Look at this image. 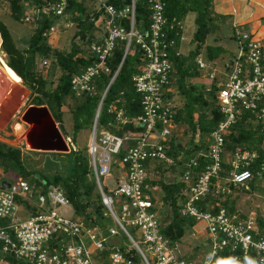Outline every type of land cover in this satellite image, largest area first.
<instances>
[{"label":"built area","instance_id":"1","mask_svg":"<svg viewBox=\"0 0 264 264\" xmlns=\"http://www.w3.org/2000/svg\"><path fill=\"white\" fill-rule=\"evenodd\" d=\"M2 1L7 4L11 0ZM40 1L42 5L25 0V24H35L42 16L56 18L57 23L46 34L49 39L59 35L61 25L71 27L73 23L65 19L70 0ZM77 1L103 11L105 24L98 35L101 41L90 46L96 62L72 78V93L76 98L92 94L96 78L111 74L107 62L117 43L126 42V54L134 43L146 60L132 77L141 96L142 114L129 119L115 104L109 112L116 116L117 124H134L143 131L138 137L126 138L98 132L103 103L116 72L101 97L88 145L107 225L89 226L84 219L64 217L59 207L71 205L62 190L51 188L34 198L29 182L18 179L9 188L0 187L1 252L25 264H264V159L242 147L229 151L226 141L232 127L247 114L260 124L264 135V42L238 32L237 56L223 69L203 55L197 57V67L209 82L204 90H215L210 101L224 119L204 140L200 132L190 140L189 130H182L176 122L181 103L170 86L171 54L181 55L176 37L184 33V22L167 19L163 0L150 1L152 25L143 31L135 28V0L120 11L108 0ZM128 18L130 31L119 24ZM169 30L175 32V38ZM40 65L48 70L51 62L44 59ZM180 137L190 140V146L203 142L187 161L182 176L186 188L180 215L200 226L193 235L200 246L194 256L188 255L190 249L179 254V246L172 247L162 234L161 217L167 207L147 183L156 167L174 164L168 152L174 138L180 143ZM123 150L125 169L115 171V157ZM106 179L115 183L113 188L108 189ZM27 203L36 210L35 215L26 208ZM89 220L94 221L95 216Z\"/></svg>","mask_w":264,"mask_h":264},{"label":"trees","instance_id":"2","mask_svg":"<svg viewBox=\"0 0 264 264\" xmlns=\"http://www.w3.org/2000/svg\"><path fill=\"white\" fill-rule=\"evenodd\" d=\"M150 1L135 0V28L139 31L147 30L152 25ZM163 2L165 3V15L170 21L176 19L184 22L190 13L196 14L197 30L192 39L193 50L187 56L182 54L176 56L175 52L172 51L173 73L170 86L176 87L177 94L182 101L176 116L178 126L188 127L185 129H188L192 135L190 140L195 138L197 132H200L202 140H204L216 129L224 116L217 105H212L210 101L215 96V90L211 89L210 94L193 80L201 74L196 59L203 55L208 62L215 65L223 55L228 53L225 47L215 46L208 42L212 37L222 33L227 18L214 13L213 0H163ZM36 3L43 4L40 0H35ZM108 3L120 11L129 6L132 0H108ZM3 6L9 8L11 19L18 24H25V0H11L7 4L0 0V9ZM103 13V11L87 5L85 1H69L65 11V19L74 23L77 28L72 40V48L69 51L60 50L58 47L53 48L48 43L49 38L46 34L57 23L54 17L42 16L36 20L35 24H32L33 30L29 38L25 40V47L19 45L12 30L0 18L1 48L6 55L7 66L22 79L23 86L31 92L33 105L42 106L46 104L51 110L53 108L51 105L55 107L56 111L53 112L52 110L51 112L55 121L60 124L62 132L65 129L66 120L64 117L66 113L71 114L75 129L92 130L101 97L115 73L118 72L104 100L97 129L99 133L108 131L122 138L138 137L143 131L141 126L134 124L121 126L117 124L116 116L109 112L110 106L115 104L116 108L123 110L124 116L129 119L142 114L141 96L136 92L132 77L141 71L146 60L142 51L134 43H132L127 54L126 42L117 43L113 55L107 62L111 74L96 78L95 89L92 94L76 98L71 90L72 78L96 62L90 46L93 42L101 41L98 35L103 31L105 24ZM94 17L96 19L93 21L92 18ZM119 24L130 31L131 21L129 18L121 19ZM168 34L172 38L176 37L175 32L170 30ZM182 34L180 32V36L176 37L177 49H180ZM218 36L217 38H220ZM44 59H51L52 68L58 69L61 73L55 86L38 69L39 62ZM231 61L232 59L229 62ZM229 62L223 68L227 67ZM68 99L74 103L70 105ZM260 128L261 126L255 122V118L251 117L250 114L245 115L232 127L230 134L226 137L228 150L232 151L236 147H242L258 152L261 160H263L264 135ZM65 132H67L66 134L69 133L68 131ZM65 132L63 133L65 134ZM71 139L74 141L73 138ZM130 145L133 146L135 143L131 142ZM171 146L172 150L168 152V155L174 159V164L169 167H165V165L156 167L147 183L151 189H156L159 192L157 196L163 200L167 207L161 217V232L170 241L172 247H177L179 243H185L188 241V237L198 232L200 226L194 219L184 218L180 215L183 202L182 192L186 188L182 176L187 161L194 155V148L185 147L175 138ZM201 147H203V142L197 149ZM124 152L123 150L115 157V171L125 169L122 164ZM73 154H76V157L68 171H57L52 175H46L36 170H30L26 166L25 156L21 149L0 142V187L5 183L11 185L18 179H22L29 182L34 198L40 194H47L51 188L60 189L69 199L75 217L84 219L89 226L95 224L106 226L108 221L103 219L105 208L95 181L88 148L72 150L69 155ZM26 208L35 215L36 210L31 209V205L27 203ZM92 215L95 216L94 221L89 220ZM2 224L3 222L0 220V225ZM198 250H200V246L195 240L191 244L188 255L194 256ZM1 260L8 264H25L11 255L3 254L0 249Z\"/></svg>","mask_w":264,"mask_h":264},{"label":"crops","instance_id":"3","mask_svg":"<svg viewBox=\"0 0 264 264\" xmlns=\"http://www.w3.org/2000/svg\"><path fill=\"white\" fill-rule=\"evenodd\" d=\"M212 8L216 15L225 16L227 18V21L223 25V29L221 33L222 36H220L222 38H217L218 35H216L215 37L211 38L212 40L210 42L211 44H214L215 46H223L228 50V53L226 54V57L228 60L222 63L223 67L226 66V63H228L231 59L233 60L237 56V53H238L237 33L238 32L250 33L253 38L264 42V0H213ZM184 26H185V30L183 33V38L188 34V37L190 41L192 42L194 33L196 32V29L194 30V27L196 26V14L195 13H190L186 17V19L184 20ZM186 29L187 30L190 29V31L186 32ZM222 41H225V42L228 41V42H231V44L230 45L224 44V42ZM218 62L219 60L215 63V65ZM193 80L199 85H201L202 87H204V89H206L209 83L208 80L202 74H200L199 77ZM172 91H174L173 95L175 97L177 96L178 98V94H177V90L175 86H172ZM31 96H32L31 92L26 87L23 86L22 82L20 84H15L12 80L11 81L8 80V90L0 102V142L21 149L24 155H25V151L28 152L29 150L27 148L25 138L22 140H19L17 136H18V132L25 130V128L20 123H14L13 125L11 124L13 120L17 117V112H19L26 105V102L30 100L32 101ZM31 106H36V105H33L32 103L28 105L26 109H28ZM44 106L48 107L50 112L52 110L53 112L56 111L54 106L51 110L50 107L46 104L42 106H38V107H44ZM8 127H11L10 128L11 131L8 130ZM19 127H21V130L19 129ZM186 137L183 138V140L180 143H183L185 147L187 148L193 147L194 152L196 150H200V148L197 149L198 145L190 146L189 145L190 141H188ZM64 138L68 144V147L70 148V153L72 152V150H76L75 147L72 146L73 143H72L71 138L65 135H64ZM70 153H52V152L34 153V151H30V153H27V154H30V155L31 154H38V155H50L51 154L52 156H54L53 154L69 155ZM29 169L34 170L31 168ZM68 169L69 168H67V170Z\"/></svg>","mask_w":264,"mask_h":264},{"label":"rangeland","instance_id":"4","mask_svg":"<svg viewBox=\"0 0 264 264\" xmlns=\"http://www.w3.org/2000/svg\"><path fill=\"white\" fill-rule=\"evenodd\" d=\"M0 18H2L6 22L8 27L12 30V32L15 35L16 40L18 41L19 45L21 47H25L26 46L25 40L27 38H29V35L32 33L33 25L32 24H18V23H16L13 19L10 18V10L7 6H3L0 9ZM76 29L77 28H76V25L74 23L71 24V27H69L67 25L66 26L61 25L60 28L58 29L59 35H57V37L50 38L48 41L49 45L53 48L58 47L60 50H64V51L71 50L72 40H73V37L75 35ZM195 29L197 30V24L194 27V30ZM188 31H190V29H188V30L186 29V32H188ZM220 36H222L221 33L219 34V37ZM220 38H222V37H220ZM211 40L212 39H210L208 42L210 43ZM222 42H224V44H228V45L231 44V42H228V41H226V42L222 41ZM1 43H2V41L0 39V58L5 61L6 55L2 51ZM193 48H194V44L190 41L188 34H187L183 38V41H182L181 46H180V51L182 54L188 55L189 52L191 50H193ZM47 60H49L51 62L50 69H48V70L42 69L41 65H40L41 62H39V64H38V69L43 73L44 77L49 78V81L53 82L54 83L53 85L55 86V84L58 82V79H59L61 73L58 69L54 70L52 68V60L51 59H47ZM226 60H228L226 55H223L219 59V62L216 64V67L219 69H223L222 63H224ZM2 98L0 99V102H1ZM179 100H180V96L178 94V101ZM32 103H33V101H31V100L27 101L26 105L19 112H17V117L13 120V122L11 124V125H13L14 123H20L21 125L24 126L25 130L18 132L17 137L19 140H22L25 138V135L29 129V127L22 122V116L26 112L27 106L32 104ZM68 103L70 105H72L74 102L71 99H68ZM180 103L182 104V101H180ZM51 107H53V106L51 105ZM64 119L66 121H65V126H64L65 129L63 130V132L68 131L69 133L66 134L67 132H65L64 135L70 136L71 138L74 139V141L71 139L72 143H73L72 146L75 147L76 150L88 148V145H89V142H90V139L92 136V133H91L92 130L91 129H84V128L75 129L73 126V119H72V116L70 113H66ZM58 125L60 126V124H58ZM10 128L11 127H8L9 131H11ZM180 128L182 130H184L185 128H188V127L183 126ZM180 134L182 135L183 133H180ZM180 140H182L181 137H180ZM27 153H30V150H28V152L25 151V155H24L25 158L24 159H25L26 166L28 168L34 169V170L41 172V173H44L46 175L47 174L52 175L54 172H57V171H59V172L60 171H62V172L68 171L67 168L70 169L72 167V165H70V164H72L74 162L75 157H76V154L75 155L74 154L73 155L61 154V155L52 156L51 154L50 155H38V154H31L30 155ZM104 183L105 184L107 183L108 189L113 188L114 184H115V183H113L112 180H108V179H106ZM155 194L158 195L159 192L156 191ZM59 213L62 214L64 217H67V218L74 216V212H73L71 207H59ZM21 216H23V214ZM109 224L115 226L114 228L119 232V235L121 238H122V236L125 237V234L119 229V227L112 224V222H109ZM130 231H131V233H134V231L132 229H130ZM115 238H118V237H115ZM112 239L113 238H111V240ZM126 240H127V238H126ZM195 240L196 239L194 238V236L191 235L190 237H188V241H186L185 243H179L178 246H179V248L180 247L181 248H180L178 253L182 254V253H184V251H188L191 248V244H193L195 242ZM127 244L131 245V242H127ZM6 263H0V264H6Z\"/></svg>","mask_w":264,"mask_h":264},{"label":"water","instance_id":"5","mask_svg":"<svg viewBox=\"0 0 264 264\" xmlns=\"http://www.w3.org/2000/svg\"><path fill=\"white\" fill-rule=\"evenodd\" d=\"M2 71L0 66V99L8 90V82L3 78ZM22 122L29 126L25 141L30 151L70 153L64 135L48 107H29L22 117ZM2 187L9 188L10 184L5 183Z\"/></svg>","mask_w":264,"mask_h":264},{"label":"bare ground","instance_id":"6","mask_svg":"<svg viewBox=\"0 0 264 264\" xmlns=\"http://www.w3.org/2000/svg\"><path fill=\"white\" fill-rule=\"evenodd\" d=\"M0 66L3 74V78H5V80H12L15 84H20L22 82V79L13 71L11 70L6 62L0 58ZM4 83V81L2 80V84ZM19 129L21 130V127H19Z\"/></svg>","mask_w":264,"mask_h":264}]
</instances>
